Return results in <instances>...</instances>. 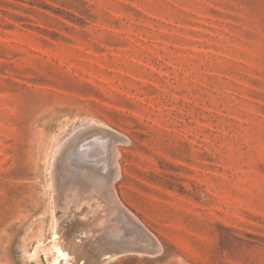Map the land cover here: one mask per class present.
<instances>
[{"label":"rangeland","instance_id":"374dc122","mask_svg":"<svg viewBox=\"0 0 264 264\" xmlns=\"http://www.w3.org/2000/svg\"><path fill=\"white\" fill-rule=\"evenodd\" d=\"M92 122L163 246L108 264H264V0H0V264H80L50 168Z\"/></svg>","mask_w":264,"mask_h":264},{"label":"bare ground","instance_id":"6f19581e","mask_svg":"<svg viewBox=\"0 0 264 264\" xmlns=\"http://www.w3.org/2000/svg\"><path fill=\"white\" fill-rule=\"evenodd\" d=\"M128 140L92 122L68 136L53 156V210L62 209L77 226L67 258L75 263L108 264L124 255L152 257L163 250L159 238L123 204L116 188L121 176L119 147ZM57 221L52 234L60 241Z\"/></svg>","mask_w":264,"mask_h":264}]
</instances>
